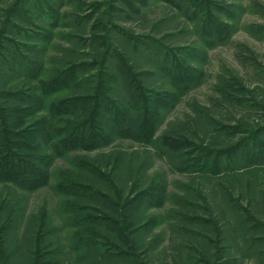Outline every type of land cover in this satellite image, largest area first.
I'll return each mask as SVG.
<instances>
[{
  "label": "rangeland",
  "instance_id": "rangeland-1",
  "mask_svg": "<svg viewBox=\"0 0 264 264\" xmlns=\"http://www.w3.org/2000/svg\"><path fill=\"white\" fill-rule=\"evenodd\" d=\"M35 69L54 90L12 125L5 100ZM98 96L134 119L155 113L152 135L44 150L48 178L34 187L0 177V264H264V0H0V155L43 117L97 127ZM200 155L207 166L190 164Z\"/></svg>",
  "mask_w": 264,
  "mask_h": 264
},
{
  "label": "trees",
  "instance_id": "trees-1",
  "mask_svg": "<svg viewBox=\"0 0 264 264\" xmlns=\"http://www.w3.org/2000/svg\"><path fill=\"white\" fill-rule=\"evenodd\" d=\"M210 30L212 29L210 28ZM10 71L12 75L6 76L7 81H11L12 79L18 78V76H20V73L22 72L21 68L18 69V66L13 67L12 69H10ZM35 71L36 69L34 71L29 70L26 73H23V75H26L25 78H29V83L26 85H22L23 87L19 88L17 93H13V94L10 93L9 96L11 98H8L5 100L6 102L11 101V103L13 104H11L10 106H14V109L10 111V114H7V116H5L4 118V120H8V123H11L12 125L14 124L13 122H15V124L16 123L23 124L24 122H26L27 117L29 116L31 112H33V109L37 107L40 108V106L45 105L46 98L54 90L52 88L53 82L46 84L43 80H35L31 78L30 75L32 74L33 76ZM30 82H32V84ZM21 89L27 90V92H24V91L21 92L20 91ZM91 98L94 100L93 97ZM71 102L74 104V106H71V108H77L80 113L79 115L84 114L86 112L87 109L84 107V105L81 103L80 100L78 103H74L75 102L74 100ZM28 104L29 106H27ZM9 108H12V107H9ZM110 110L112 109L110 108V105L105 101L103 96H98L95 98V101H93V106L90 109V113H89V115H92L94 119L95 117H98L97 121L99 122V124L95 128L90 127L92 124L91 123L92 121L90 119H87L85 122H83L85 123L84 126H80L79 125L80 123L75 122L74 124L73 120L62 119L61 116L52 121L49 118L46 119L45 117H43L42 123L38 125L35 131L32 130V131L24 132V134H22V136H24L23 138L26 137V140L22 141V143H20L17 146V149H16L17 151L16 150L14 151L17 153H13L6 149L3 150L4 154L2 153L3 155H0V177L4 180L8 179L15 184H20L23 187H34L36 185H39L45 182V180L48 178V166L50 164V161H49L50 155H43L45 152L44 150H47L49 152L53 151V153L55 150H58L60 148L66 150V148L68 147L70 148L72 146H75V144H77L79 140L80 141L84 140L85 141L84 144L92 143V141H95L97 145L102 144V143H105L102 145H106L109 142V138L111 137L110 135L119 134L122 132H129L130 133L129 136L132 133H134L133 136H136L139 139H145L147 136L152 135V131L154 130V127L157 123L156 121L158 119V116L155 113H150L151 111L144 110L145 113L142 117L140 118L138 117L134 119L130 117V112L128 108L126 107H121V109L117 111L116 110L114 111V109L113 111H110ZM13 111L14 113L11 114ZM66 111L67 110H65L64 112ZM108 111L114 112V114L111 113L110 119L106 115L107 113H109ZM64 112L62 113L54 112V113L56 115L58 114L61 115ZM107 120L109 121L108 124H107ZM86 124H88V126L91 129H93L91 131L92 136L89 137L88 135L86 136L78 135L79 139L76 138L75 140L74 139L70 140L68 138V134L70 135L73 134L71 136H74V133L85 128ZM104 128L107 129L106 133L102 132L101 130ZM9 150H12V149H9ZM206 156L207 155L195 156L193 159V162H191L190 164L195 166V165H198L197 162H201L203 166H207L206 164H208L209 161L207 160ZM199 170H201L203 173L205 172L206 169L202 168ZM96 175H99L101 179H98V177L96 176L94 180L95 185L99 184V180L104 181V183H107L108 186L110 188H113L115 192L117 191V193H120L119 192L120 189L114 183L116 179H114V181H111V180L108 181V178L106 176H103L102 173L101 174L98 173ZM66 182L67 181H65L64 184H66ZM67 189L69 190L71 189V191H73L72 193H75V194H78V193L83 194V196L86 198H87L86 196L87 194H91L88 192L91 189L89 187H86V184L84 185L71 184L69 187H67ZM149 189L151 191H154L157 194L164 191V187L159 183H155L154 185L149 187ZM149 191L148 190L142 191V193L138 194L139 196L138 198L142 200L143 199L150 200L151 202L153 200L157 201L159 197L157 195L155 196L154 195L155 193H152ZM96 193H94V196L96 197L97 195L100 201H102L103 203H107V205L113 204L112 202L109 201V198L107 195L100 194L101 192H96ZM116 196L118 197L119 195L117 194ZM147 205H145L144 207L146 208ZM103 218H106V219H103ZM103 218L102 219L97 218L96 222L101 220L103 221L101 223L105 225V227H108V226L111 227L112 222H111L110 216L109 217L103 216ZM93 224L97 225V223L95 222ZM140 228L142 227H138L137 229L140 230ZM4 229L5 228L2 227L1 230H4ZM78 235L79 236L81 235L83 238L89 237L86 231V227H84L82 224L78 228ZM120 239L122 240L120 235H117V236L115 235L116 242H120L119 241ZM86 240H89V239H86ZM117 245L112 243V246H114L115 248H118ZM116 252L117 253L115 254L117 255L121 253L122 255L125 254V252L123 253V250L121 247L118 248Z\"/></svg>",
  "mask_w": 264,
  "mask_h": 264
}]
</instances>
